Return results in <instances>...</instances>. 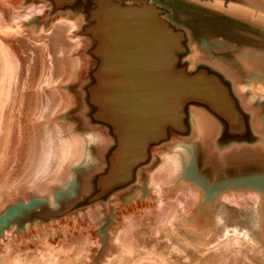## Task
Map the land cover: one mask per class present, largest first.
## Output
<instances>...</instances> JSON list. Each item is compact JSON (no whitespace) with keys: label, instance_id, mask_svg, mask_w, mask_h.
I'll use <instances>...</instances> for the list:
<instances>
[{"label":"rangeland","instance_id":"374dc122","mask_svg":"<svg viewBox=\"0 0 264 264\" xmlns=\"http://www.w3.org/2000/svg\"><path fill=\"white\" fill-rule=\"evenodd\" d=\"M84 25L39 0H0V264H264L260 184H192L179 142L131 193L41 216L83 198L103 162L107 140L87 126Z\"/></svg>","mask_w":264,"mask_h":264},{"label":"water","instance_id":"95a60500","mask_svg":"<svg viewBox=\"0 0 264 264\" xmlns=\"http://www.w3.org/2000/svg\"><path fill=\"white\" fill-rule=\"evenodd\" d=\"M39 1L50 5L53 16L84 20L79 36L89 42L84 55L91 64L83 86L87 126L107 140L84 197L41 216L56 220L131 192L160 150L194 140V109L217 125L211 154L219 163L264 147L233 81L212 64L190 62V33L172 20L173 10L163 1ZM187 1L264 15L257 0Z\"/></svg>","mask_w":264,"mask_h":264},{"label":"crops","instance_id":"0c3cea01","mask_svg":"<svg viewBox=\"0 0 264 264\" xmlns=\"http://www.w3.org/2000/svg\"><path fill=\"white\" fill-rule=\"evenodd\" d=\"M161 1L173 10L172 20L190 33V62L194 65L207 62L225 73L233 81L244 106L253 113L255 129L264 136V15L249 10L227 11L187 0ZM257 1L264 4V0ZM192 120L194 140L179 142L188 149L184 160L189 182L194 184L200 180L199 176L210 175L225 181L235 178V182L248 176L255 180L264 178L263 146L233 153L226 162L219 163L211 154L216 123L198 109L192 111Z\"/></svg>","mask_w":264,"mask_h":264},{"label":"bare ground","instance_id":"6f19581e","mask_svg":"<svg viewBox=\"0 0 264 264\" xmlns=\"http://www.w3.org/2000/svg\"><path fill=\"white\" fill-rule=\"evenodd\" d=\"M95 136V138L97 137V138H100V134H95L94 135ZM102 137V136H101ZM178 147H184V145H182V144H180V145H178ZM185 154V153H184ZM178 162V161H177ZM235 179V178H234ZM233 178H231L230 180H234ZM260 180V182H258V181H254V180H251L250 181V183H248L249 184V186H253V187H255V186H258L255 182H257L258 184H260L259 186H261V187H259V189L261 190L260 192H264V178L263 179H259ZM235 181H236V179H235ZM240 181H242V180H240ZM224 184V183H223ZM223 188H225V187H223ZM256 188L258 189V187H255V188H251L254 192L256 191ZM258 198H260L259 199V202H262V198L260 197V195L258 194ZM261 205L263 206V208H264V202H262L261 203Z\"/></svg>","mask_w":264,"mask_h":264}]
</instances>
